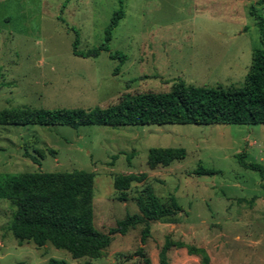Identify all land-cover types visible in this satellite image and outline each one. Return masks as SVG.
<instances>
[{
  "label": "rangeland",
  "instance_id": "obj_1",
  "mask_svg": "<svg viewBox=\"0 0 264 264\" xmlns=\"http://www.w3.org/2000/svg\"><path fill=\"white\" fill-rule=\"evenodd\" d=\"M251 5L264 17V3L256 0H123L109 51L81 57L72 51L76 32L78 50L105 42L118 0H0V109L106 107L124 93L168 91L178 80L242 86L260 45ZM110 51L125 55L123 62ZM24 143L31 153L44 150L39 163L24 156ZM152 147H183L186 156L151 168ZM242 151L262 166V176L239 164ZM198 164L220 172L194 174ZM72 170L94 173L99 230L137 212L135 198L145 185L164 204L174 197L181 210L170 221H151L144 242L139 224L113 234L99 257L73 258L49 242L38 247L15 239L6 228L11 207L0 198V264H46L51 257L65 264H144L132 254L138 247L158 264L166 238L203 249L208 264H264V124L0 125V183L25 172ZM120 173L145 174L131 183L125 201L113 187ZM167 257L168 264H203L202 254L186 246L170 248Z\"/></svg>",
  "mask_w": 264,
  "mask_h": 264
},
{
  "label": "trees",
  "instance_id": "obj_2",
  "mask_svg": "<svg viewBox=\"0 0 264 264\" xmlns=\"http://www.w3.org/2000/svg\"><path fill=\"white\" fill-rule=\"evenodd\" d=\"M67 2V1H66ZM264 3V0H256ZM112 13L105 30V42L86 51L78 50V34L72 43L76 56L97 57L100 51H109L108 42L112 29L124 15L123 0ZM65 6V3L63 4ZM259 30L260 45L251 52V62L242 86L215 85L200 86L178 80L168 91L124 93L119 100L106 107L85 108H32L14 106L0 109V125H66L76 128L81 125H163V124H264V17L249 7ZM111 59L122 63L120 52H109ZM117 70V69H116ZM24 156L34 163L44 157V150L33 148L31 153L27 143L23 145ZM49 153H54L48 149ZM245 152L237 154L239 164L248 169L258 170L263 175L260 164L245 160ZM186 156L183 147H152L147 153V164L167 166L174 160ZM130 156H128V160ZM220 172L198 164L193 171L197 175ZM144 173L116 174L113 187L118 192L117 199L125 201L132 182H140ZM93 182L94 173L85 170L72 171H31L7 176L0 183V198L11 207L7 230L19 242L31 241L36 246L47 242L55 248L64 249L73 258L90 256L97 258L106 248L115 233L125 234L142 224L141 242L149 234L150 222L170 221L181 210L174 197L164 204L150 185H145L135 198L138 211L126 213L107 231L99 230L93 223ZM192 254L201 253L203 264H208L206 252L194 245L166 238L159 251L158 264H168L167 253L172 247H184ZM132 254L142 258L144 264H151L142 247ZM46 264H65V260L49 258ZM83 264H91L85 261Z\"/></svg>",
  "mask_w": 264,
  "mask_h": 264
}]
</instances>
